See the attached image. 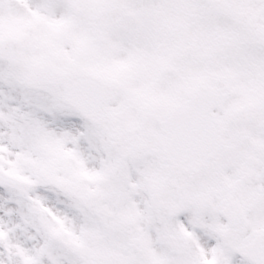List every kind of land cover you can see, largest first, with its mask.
I'll return each instance as SVG.
<instances>
[{"label": "snow or ice", "instance_id": "snow-or-ice-1", "mask_svg": "<svg viewBox=\"0 0 264 264\" xmlns=\"http://www.w3.org/2000/svg\"><path fill=\"white\" fill-rule=\"evenodd\" d=\"M0 264H264V0H0Z\"/></svg>", "mask_w": 264, "mask_h": 264}]
</instances>
